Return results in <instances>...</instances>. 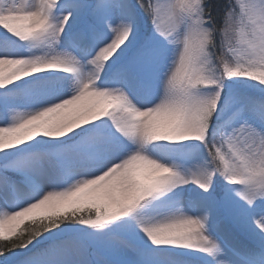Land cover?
Returning a JSON list of instances; mask_svg holds the SVG:
<instances>
[{"label": "snow or ice", "instance_id": "1", "mask_svg": "<svg viewBox=\"0 0 264 264\" xmlns=\"http://www.w3.org/2000/svg\"><path fill=\"white\" fill-rule=\"evenodd\" d=\"M0 264H264V0H0Z\"/></svg>", "mask_w": 264, "mask_h": 264}]
</instances>
